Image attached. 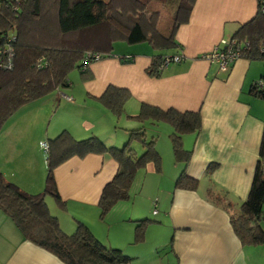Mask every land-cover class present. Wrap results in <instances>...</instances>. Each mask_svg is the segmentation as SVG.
<instances>
[{"label":"crops","instance_id":"1","mask_svg":"<svg viewBox=\"0 0 264 264\" xmlns=\"http://www.w3.org/2000/svg\"><path fill=\"white\" fill-rule=\"evenodd\" d=\"M257 3L195 0L187 21L175 29V45L169 50H156L147 42L117 41L112 54L92 62L86 75L71 70L68 87L23 104L4 122L0 130L4 178L29 193L41 192L46 164L39 143L62 130L79 139L95 135L107 146L118 147L132 128L143 126L146 134L147 129L169 124V134L173 131L165 121L135 119L142 104L195 111L200 114V128L181 136L182 146L190 151L186 163L171 161L167 172L163 165L157 171L152 162L146 163L136 171L135 176L142 178L134 184L132 199L116 202L100 219V194L118 163L106 152L72 155L53 170L64 208L45 196L49 211L57 212L54 215L67 233L74 231L77 221L86 224L101 242L129 256L127 264H264V241L242 244L228 212L206 197L210 188L237 209L248 195L264 129V98L250 87L264 81V61L242 56L221 70L217 63L201 58L251 20ZM176 53L182 60L168 63L157 76L147 73L153 56ZM121 56L131 60L124 62ZM109 85L129 91L119 116L98 100ZM133 147L142 148L139 143ZM209 164L214 165L211 170ZM183 170L197 179L196 188L175 186ZM139 219L150 221L136 242L134 221ZM260 225L264 230V219ZM0 264L64 263L25 240L0 209Z\"/></svg>","mask_w":264,"mask_h":264},{"label":"trees","instance_id":"2","mask_svg":"<svg viewBox=\"0 0 264 264\" xmlns=\"http://www.w3.org/2000/svg\"><path fill=\"white\" fill-rule=\"evenodd\" d=\"M169 1L0 0V49L9 44L13 50L11 67H0V130L7 118L23 104L55 89L68 87L71 70L78 69L86 75L89 65L96 61L92 54L98 53L100 58L112 54L117 41L147 42L156 50L174 46L175 29L187 21L195 0H172L176 5L168 23H152L149 16L165 11ZM257 1L255 16L241 24L231 38L248 43L245 57L264 61V12L260 10L264 0ZM163 56H153L146 70L148 74L159 75ZM3 59L0 51V60ZM119 59L131 60L124 56ZM257 83L251 85V92L264 98V85L260 87ZM128 97L126 88L109 85L98 100L119 116ZM135 119L170 123L174 158L188 161L190 151L182 146L181 136L200 128L198 112L142 104ZM155 141V136L146 137L143 126L129 129L122 147L107 146L95 135L79 139L62 130L47 140L46 176L41 192L25 191L6 180L0 171V209L11 218L25 240L52 252L64 264H127L129 256L120 248L101 242L83 222L77 221L70 233L63 231L57 217L49 211L45 196L50 195L57 206L64 208V201L56 189L54 168L72 155L109 153L117 161L118 170L100 194L99 218L103 219L116 202L129 198V187L139 168L152 162L160 171L161 156ZM133 143L143 148L140 155ZM213 166L209 164V169ZM175 186L194 189L197 179L183 170ZM206 197L228 212L230 225L242 244L263 243L264 230L260 221L264 219V129L246 199L234 209L225 195L210 188ZM149 221H134V241L142 240Z\"/></svg>","mask_w":264,"mask_h":264},{"label":"built area","instance_id":"3","mask_svg":"<svg viewBox=\"0 0 264 264\" xmlns=\"http://www.w3.org/2000/svg\"><path fill=\"white\" fill-rule=\"evenodd\" d=\"M260 10L264 12V3L261 4ZM247 42L239 41L236 38H224L221 39L217 45H215L210 51L205 52L201 55V58L208 60L209 62H215L218 64L221 70H224L228 65L235 59L245 55ZM1 53L4 54V59L0 60V67L10 68L12 63L13 50L9 44H5L0 49ZM92 57L95 60L100 59L98 53H93ZM182 60L181 54L164 55L161 60V68L166 66L170 62H179ZM258 86L264 85V81L261 79L257 83ZM40 147L45 152L48 149V143L46 140L40 141Z\"/></svg>","mask_w":264,"mask_h":264},{"label":"rangeland","instance_id":"4","mask_svg":"<svg viewBox=\"0 0 264 264\" xmlns=\"http://www.w3.org/2000/svg\"><path fill=\"white\" fill-rule=\"evenodd\" d=\"M169 3H170L169 7H167L165 9V11L161 10L160 13H156V14H153L152 16H149L152 23H154L156 21H157L158 24H161V25H162V23L163 24L168 23V21L171 19V15L174 12V8H175V5H176V2H174L172 0H170ZM159 11H160V8H159ZM121 45H127V44L125 42H121ZM142 45H146V44H142ZM118 48L116 50H118ZM167 50H169V49H167ZM68 78H70V76H68ZM13 117H14V115H13ZM161 125H165V126H160V128H158V130H156L154 128H152L150 130L147 129L146 130V135H147L146 137L149 138L151 136L150 135V131H152L154 134H156L157 138H156L155 148H156V150L159 152V154L161 156V165H163V168H165V172H167L168 166L170 165L171 161L173 163H178L179 165H182L185 162L183 160H175L173 149H172V142H171L170 137L168 136L169 132L171 131V128H170L169 124H161ZM150 127H151V125L148 124L147 128H150ZM165 127H169V128H165ZM168 129H170V130H168ZM154 134H153V136H154ZM124 143H118L119 144L118 147H122ZM142 150H143L142 148L137 147V149H136L137 154L140 155ZM39 152L42 155L43 159L46 160V152L43 149H41V147H40ZM45 164H46V162H45ZM142 168H144V167H142ZM45 170H46V168H45ZM140 178H142L141 174H139L138 176H135L133 178V180L131 182V185L129 187V198L123 200L124 202L125 201H130L132 199V197L134 196V190H133L134 184H135V182L138 179L140 180ZM46 198L52 200V197L50 195H46ZM50 212H51V214H56L57 213V212H54L51 209H50ZM98 216H99V214H98Z\"/></svg>","mask_w":264,"mask_h":264},{"label":"clouds","instance_id":"5","mask_svg":"<svg viewBox=\"0 0 264 264\" xmlns=\"http://www.w3.org/2000/svg\"><path fill=\"white\" fill-rule=\"evenodd\" d=\"M47 141V140H46ZM40 144V143H39ZM40 146V145H39Z\"/></svg>","mask_w":264,"mask_h":264}]
</instances>
